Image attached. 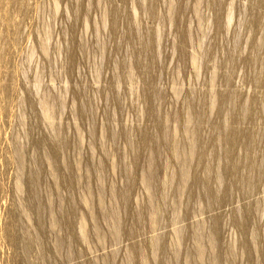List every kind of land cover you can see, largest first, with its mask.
<instances>
[{"label":"rangeland","instance_id":"rangeland-1","mask_svg":"<svg viewBox=\"0 0 264 264\" xmlns=\"http://www.w3.org/2000/svg\"><path fill=\"white\" fill-rule=\"evenodd\" d=\"M0 264H264V0H0Z\"/></svg>","mask_w":264,"mask_h":264}]
</instances>
